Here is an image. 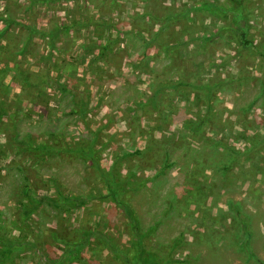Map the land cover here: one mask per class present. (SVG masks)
<instances>
[{"label": "rangeland", "instance_id": "rangeland-1", "mask_svg": "<svg viewBox=\"0 0 264 264\" xmlns=\"http://www.w3.org/2000/svg\"><path fill=\"white\" fill-rule=\"evenodd\" d=\"M207 1L230 5L228 0ZM198 2L75 0L76 20L110 19L143 38L144 48L130 50L124 40L114 42L117 53L138 52L124 58L126 70L134 71L110 76L114 83L101 89L80 82L79 92L64 95L58 105L49 96L46 105L25 109L47 91L39 85L28 93L22 82L7 84L11 68L0 59V99L7 110L0 117V223L6 228L12 223L13 233L20 228L35 245L15 264H44L47 253H60L63 244L53 233L71 244L80 229L104 231L101 213L109 223L105 232L125 251L130 226L122 207L114 205L119 199L128 203L142 231L153 228L146 245L170 246L180 237L175 260L168 264H257L234 246L236 227L227 204L239 203L253 234L243 247L264 262V0H246L249 11L239 25L234 12L217 19ZM99 30L81 28L74 38L76 52H91L88 42L96 43L91 34L113 39V33L99 35ZM29 47L42 49L33 38ZM86 69L81 75H88ZM19 71L29 77L34 69ZM100 79L108 82L109 74ZM201 84L214 85L209 97L195 88ZM203 115L207 127L188 128ZM24 133L48 145L49 155L39 153L44 147L37 150L39 156L21 150L17 141ZM90 141L94 154L82 153L79 148ZM100 175L114 180L115 196L97 198L106 181ZM23 177L37 194L59 191L85 198L86 204L72 208L42 202L24 217ZM107 253L92 238L67 264L112 263Z\"/></svg>", "mask_w": 264, "mask_h": 264}, {"label": "crops", "instance_id": "crops-1", "mask_svg": "<svg viewBox=\"0 0 264 264\" xmlns=\"http://www.w3.org/2000/svg\"><path fill=\"white\" fill-rule=\"evenodd\" d=\"M74 5L75 0H0V59L4 60V65H8L11 68L10 73L12 74L8 82L6 81L8 79L5 78L6 83L18 85L19 82H22L27 86L25 90L28 93L33 92L35 87L39 85L47 91V95L41 92L43 96H41L38 103L31 105L29 103V107L26 105L25 109H33V107H37L40 103L46 105V98H49V96L55 97L57 105L58 103L61 104V98H64V95L72 96L69 91L71 93L74 91L76 93L79 92L78 87L80 82L84 83L87 81L86 84L90 85V88L93 85L95 88L100 87L99 89H101L108 86V84L112 85L114 83L110 76H118L126 74L128 71H134L131 67H127L126 70L127 65L124 58H131L134 54L139 55L138 52L133 53L132 51L123 50L117 53L113 48L115 47L113 44L116 41L124 40L126 46H130V50H133L134 47L143 46L145 40L140 38L139 35L133 36L127 33L126 30L122 31V28L117 26V22L112 23L110 19H105L98 26L87 25L86 21H83L76 28L74 26L76 19L74 15L72 16V13L75 11ZM69 6L71 8L70 17ZM60 16L61 21H58ZM106 22L110 23L109 28L105 26ZM64 24L69 25L70 28L65 33L62 32L57 35L54 30H57ZM84 27L100 28L99 35L105 31L108 34L113 33L114 37H112L113 39H108L107 36L105 40H101L99 36L91 34V39L95 40L93 42H96H88L90 43L89 46H91V52H76L74 45L75 34ZM54 32L55 35L53 34ZM32 38L39 40V45L42 49L38 51L36 48L34 50L30 49L29 46ZM52 41L55 43L54 49L48 45V42L51 44ZM106 41L112 44V49L108 48L107 52L101 54L98 48L99 44H104ZM47 53H50L49 56H46ZM75 60H77V65L74 64ZM29 63L30 65H28ZM44 65L46 69H43ZM133 66L134 69L139 67L138 64L137 66ZM83 67L87 68L88 75H81ZM19 68H22L25 73V69H34V71L32 76L27 77L26 74H21ZM103 70H106V72ZM104 74H109L108 82L100 79V77L105 76ZM76 76L81 79L75 78ZM2 77H4L3 74ZM45 79H51V81L49 80L48 83H45ZM29 80L33 84H28ZM56 80L58 82L59 80H65L70 90L60 94L59 88L51 83ZM27 101L30 100L28 99ZM0 103L5 113H7L4 107L5 100L0 99ZM17 133L19 132L17 131ZM19 134H17V138H20Z\"/></svg>", "mask_w": 264, "mask_h": 264}, {"label": "trees", "instance_id": "trees-1", "mask_svg": "<svg viewBox=\"0 0 264 264\" xmlns=\"http://www.w3.org/2000/svg\"><path fill=\"white\" fill-rule=\"evenodd\" d=\"M230 5H219V4H211L208 3V1L199 0L198 6L204 7L208 10L209 14H213V16L217 19H222L226 17V13L228 11H232L233 13V22L236 20L241 21L239 24H243L244 20L247 17L248 9L245 10L246 0H228ZM212 6V7H211ZM230 6V7H229ZM222 10V11H221ZM102 21H105V19H94L93 17H90L87 19L86 24L87 25H93L98 26L100 23H103ZM78 24H82L78 20L75 21V27H78ZM105 26L107 28L110 27V23L106 22ZM70 28L69 25L64 24L57 30H54L57 35L60 33H65L66 30ZM55 32L53 33L55 35ZM242 36H245L244 34H241ZM49 46L54 49L55 43L52 41L48 42ZM96 45V44H93ZM100 45V46H99ZM98 48L100 49V53L107 52L108 48L112 49V44L109 42H105L104 44H99ZM97 46V45H96ZM93 48V47H92ZM202 50V49H201ZM50 53H47L46 56H49ZM77 65V60H75V63ZM221 64V63H220ZM219 64H217L218 66ZM50 78V77H49ZM77 79H81L79 77H75ZM51 81V79H49ZM48 79H45V83L49 82ZM84 81V79H82ZM180 82V81H179ZM177 82L176 85L183 84ZM41 83V82H40ZM53 85L57 86L60 90V94L70 90L66 84V81H60L56 80L54 82H51ZM28 84H33L32 81L29 80ZM169 85V83L167 84ZM46 86V84H45ZM214 85L211 84H201L199 86H195L196 89L201 90L204 92V94L209 97L208 94L212 89ZM27 87V86H26ZM171 87V85H170ZM87 91V89H86ZM71 95H73L72 92L69 91ZM149 99L146 100V102ZM208 103L207 101L205 102ZM5 113V110L1 106L0 103V117L3 116ZM209 125V122L206 120V117L203 115L200 121H198L195 125L189 124L187 125L188 128L192 130H202L204 127H207ZM17 133V132H16ZM14 136V135H13ZM16 138V137H15ZM17 143L20 145V149L26 152L32 153L33 156H39L37 153L38 149H43L44 151H40L39 153L43 154V156L49 155L47 150H49L48 145L45 143H34L31 139V136L28 133H25L22 138H20ZM25 143V147L21 146V144ZM85 146V147H83ZM81 148L82 153L93 155L95 152V142L90 141L89 143H84ZM58 152L61 151V149H57ZM42 157V155H41ZM97 170L100 169V165L98 163H95ZM102 174V172H101ZM101 177V175H100ZM23 183L20 185L19 188V194H21L22 199L20 201L21 204V214L25 217L26 215H29L31 211H33L38 205H40L42 202H47L49 204L55 205L57 207L64 206L65 204H71L72 208H75L76 206L83 204H86L85 198L82 197H71L69 194H64L62 192H56L54 196H47V195H40L37 194L29 185V180L27 177H23ZM101 178H106L102 176ZM114 180H110L106 178V181H104V185L99 189V197L97 198H111L115 196L117 191V185L113 184ZM101 185V184H99ZM114 205H119L122 207V209L125 211L124 216L127 222V226H130V240L127 243V249L124 251L122 248H117L115 243L113 242L112 237L105 232L107 226L109 225L108 221L105 220L104 213L102 214V221L104 222L103 230L104 231H95L93 228H83L79 230L78 237L76 239H73L71 244L69 242L65 241L64 238H58L55 233L52 234V238L60 242V244H63V249L60 253H54L45 255L44 264H67L71 263L72 261L76 260L82 251H84L87 248V243L94 238L99 245H102L106 251L108 252L106 255V259L112 260V263L109 264H168L172 263V260H175L174 257V249L179 248L180 243L182 240L180 237L174 238L172 240L171 245H146L145 242L147 239L151 236V233L153 232V228H151L149 231H142V228L140 227L139 223L137 222L135 216L131 212L130 207L128 206V203L125 200H113ZM228 207L233 213V223L236 227L234 230L235 239H234V246L242 252H247V258L253 259L256 261L257 264H264L262 260H260L251 250V248L244 249V245H249L250 240L252 238V230L250 227V218L247 214L244 213L242 208L239 206V203H235L231 200L228 201ZM117 207V206H116ZM12 223L8 224L7 228L3 226V224L0 223V264H15V259L20 255L22 252L32 249L35 245L32 241L27 239L26 236L22 234V231L20 228H15L16 233H13L11 230ZM201 236V235H199ZM51 237V234H50ZM52 239V240H53ZM53 240V241H54ZM171 253L173 255H171ZM105 258V257H104ZM58 259V260H56ZM183 263H186L187 261L181 259ZM121 262V263H120ZM107 264V261H106Z\"/></svg>", "mask_w": 264, "mask_h": 264}]
</instances>
